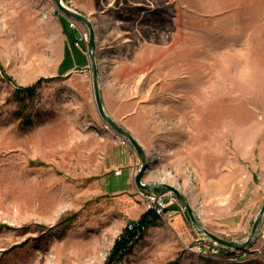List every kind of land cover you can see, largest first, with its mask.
<instances>
[{"label": "rangeland", "instance_id": "1", "mask_svg": "<svg viewBox=\"0 0 264 264\" xmlns=\"http://www.w3.org/2000/svg\"><path fill=\"white\" fill-rule=\"evenodd\" d=\"M64 4L94 27L104 110L142 148V182L244 242L264 203V0ZM84 35L54 0H0V264H105L146 212L140 160L98 114ZM72 44L87 66L61 72ZM177 204L117 264H264V216L250 246L224 250L232 262L202 259L185 251L204 235Z\"/></svg>", "mask_w": 264, "mask_h": 264}, {"label": "water", "instance_id": "2", "mask_svg": "<svg viewBox=\"0 0 264 264\" xmlns=\"http://www.w3.org/2000/svg\"><path fill=\"white\" fill-rule=\"evenodd\" d=\"M54 4L56 9L66 18L72 19L76 21L77 23L83 24L89 34V41L87 46V53L90 59V65L92 67V88H93V97L96 104V108L98 111V114L100 118L113 130L116 134H118L120 137H123L132 147V149L137 154L139 160H140V168L139 171L135 177V186L137 189L142 191H156L159 189H165L167 191H170L174 194L177 201L182 205L184 208L187 220L191 223L193 227H195L198 231L201 232L202 235H204L206 238H208L213 243L219 245L223 249L233 250V251H240L244 248H247L252 244L254 240V235L256 234V231L259 226V222L261 221V218L264 216V203L257 214V217L255 218L253 222V226L251 229V232L249 234V237L242 243H235L231 241H226L223 239H220L209 232H207L204 227L200 224L196 216L194 215L192 209L190 208L188 202L186 199L178 192L176 189L165 185V184H144L142 182L143 175L147 169V161L145 154L140 147V145L136 142V140L122 127L117 125L106 113L104 110V106L102 103L101 95H100V88L98 83V68L96 65V59H95V52H96V39H95V33H94V27L90 21V19L86 18L85 16L79 14L78 12L74 11L73 9L69 8L64 4V0H54Z\"/></svg>", "mask_w": 264, "mask_h": 264}, {"label": "built area", "instance_id": "3", "mask_svg": "<svg viewBox=\"0 0 264 264\" xmlns=\"http://www.w3.org/2000/svg\"><path fill=\"white\" fill-rule=\"evenodd\" d=\"M70 27L75 28V24L71 23ZM87 41L86 35L81 36L77 40L75 46H79L80 43L86 44ZM115 175H119V172L116 171ZM136 197L144 204L146 212L154 213L159 220L166 216L171 206L177 204L175 197L171 193L158 194L155 192H146L136 189ZM180 209L182 210V208ZM224 250L225 249L210 242L206 237L201 235L194 240L191 247L185 248L187 253H191L202 259L218 258L223 256L226 259L225 261L232 262V260L228 258V252H224Z\"/></svg>", "mask_w": 264, "mask_h": 264}, {"label": "trees", "instance_id": "4", "mask_svg": "<svg viewBox=\"0 0 264 264\" xmlns=\"http://www.w3.org/2000/svg\"><path fill=\"white\" fill-rule=\"evenodd\" d=\"M41 83H43V81H39L37 84L28 88L17 89L15 92L16 101L21 103L24 98L29 100L33 99L35 97L36 88ZM24 122L25 125H29L30 120H24ZM158 221L159 218L154 213L145 212L137 222L126 226L114 241L105 264H117L124 257L130 255L136 241L140 240L145 232Z\"/></svg>", "mask_w": 264, "mask_h": 264}, {"label": "crops", "instance_id": "5", "mask_svg": "<svg viewBox=\"0 0 264 264\" xmlns=\"http://www.w3.org/2000/svg\"><path fill=\"white\" fill-rule=\"evenodd\" d=\"M67 41L72 43L76 39V34L73 30H66ZM83 46V45H82ZM84 47V46H83ZM66 55V63L61 72H70L75 69H83L87 66V60L85 56L76 48H74V44L70 45L65 52Z\"/></svg>", "mask_w": 264, "mask_h": 264}]
</instances>
